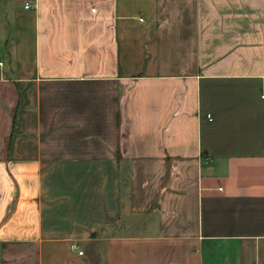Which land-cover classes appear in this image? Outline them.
<instances>
[{
  "label": "crops",
  "instance_id": "obj_1",
  "mask_svg": "<svg viewBox=\"0 0 264 264\" xmlns=\"http://www.w3.org/2000/svg\"><path fill=\"white\" fill-rule=\"evenodd\" d=\"M0 264H264V0H0Z\"/></svg>",
  "mask_w": 264,
  "mask_h": 264
},
{
  "label": "built area",
  "instance_id": "obj_2",
  "mask_svg": "<svg viewBox=\"0 0 264 264\" xmlns=\"http://www.w3.org/2000/svg\"><path fill=\"white\" fill-rule=\"evenodd\" d=\"M25 9H30L29 5L26 4V5H25ZM207 118L210 120V116H209V115H207ZM73 248H74V247H73ZM78 255H79V256H82V255H83V252H82V251H79V252H78Z\"/></svg>",
  "mask_w": 264,
  "mask_h": 264
},
{
  "label": "rangeland",
  "instance_id": "obj_3",
  "mask_svg": "<svg viewBox=\"0 0 264 264\" xmlns=\"http://www.w3.org/2000/svg\"><path fill=\"white\" fill-rule=\"evenodd\" d=\"M20 4H21V3H20ZM16 6H18V5H16ZM21 8H22V7H21ZM10 20H11V19H10ZM11 27H12V26H11ZM11 27H10V28H11ZM7 34H8V33H7ZM13 35H14V33H13L12 31H11V33L8 34L9 38H10V37L12 38ZM4 62L6 63V61H4ZM123 189H124V188H123V186H122V191H121L122 194L124 193V190H123Z\"/></svg>",
  "mask_w": 264,
  "mask_h": 264
}]
</instances>
